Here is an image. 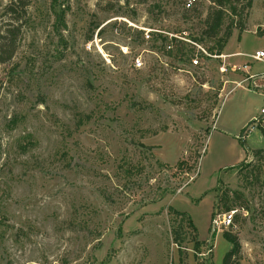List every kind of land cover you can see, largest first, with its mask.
I'll return each instance as SVG.
<instances>
[{"label":"rangeland","instance_id":"1","mask_svg":"<svg viewBox=\"0 0 264 264\" xmlns=\"http://www.w3.org/2000/svg\"><path fill=\"white\" fill-rule=\"evenodd\" d=\"M13 1L0 0V40L8 28L17 39L0 62V264H224L227 230L240 242L229 264H264V137L252 123L264 60L193 42V65L152 41H191L212 0L187 19L185 0H22L9 13ZM246 4L235 2L249 16L241 39L229 13V50L255 53L264 0ZM181 159L192 171H177ZM217 186L241 196L233 227L228 213L211 219Z\"/></svg>","mask_w":264,"mask_h":264},{"label":"trees","instance_id":"2","mask_svg":"<svg viewBox=\"0 0 264 264\" xmlns=\"http://www.w3.org/2000/svg\"><path fill=\"white\" fill-rule=\"evenodd\" d=\"M239 0H212L214 6L209 9L206 14V17L200 21V24L203 27L200 28V31L197 34H190L191 41H188L184 36H169L168 34H164L160 31H154L153 40L158 41L161 40V48L165 50V52L169 56H173L178 62L183 63H192V58L197 52V48L193 42L197 44L203 43L207 45V52L211 55H222L225 51V48L233 35L234 30V19H231L229 23H227V19L229 17V13L232 15H239V21L237 22V27L240 29V36L241 33L246 29V21L243 20L244 11L239 9L235 2ZM14 2V3H13ZM8 5L7 9L9 13H14L15 10L13 8V4L20 3L22 0H16ZM16 2V3H15ZM25 4L24 2H22ZM253 0H247V4L245 6L252 7ZM185 10V9H184ZM196 9L192 10H185L186 13L184 14L185 19H187V12H193ZM188 38V37H187ZM16 33L14 29L8 28L1 36L0 40V62L6 63L10 61L16 51ZM211 43V44H210ZM210 44V45H209ZM6 53V56L4 55ZM1 88V87H0ZM254 120L252 123H255ZM251 123V124H252ZM250 127V126H249ZM247 127L244 131L248 130ZM261 133L264 137V128L263 126L260 127ZM245 136V134H243ZM242 135V136H243ZM246 137V136H245ZM245 139V138H244ZM245 144V141L243 142ZM249 149V148H248ZM262 150H258L257 153H260ZM175 168L178 172L182 174L189 173L192 171L193 166L190 164L189 160L181 159L179 160ZM127 171L129 169H126ZM133 171V170H132ZM130 174V172H129ZM261 172L257 173L256 171L252 170L248 172L247 176L244 177L245 181H248L250 185H253L255 182L260 181ZM264 181L261 182V184ZM216 197L213 204V209L211 213V219H213L217 214L222 213H231L234 211L232 220H231V227H233L236 222L239 221L240 214L238 213L237 208V199L239 196L237 191L232 190H225L222 191L219 189V186L215 188ZM241 208L250 215L252 208L251 206H241ZM183 215H185L183 213ZM192 220V219H191ZM194 224V223H193ZM225 239L232 245L230 250L226 253L223 263L229 264L230 260L236 253H238L240 249V242L239 238L236 234H233L231 230H227L224 232ZM198 244H195V248L198 247Z\"/></svg>","mask_w":264,"mask_h":264},{"label":"built area","instance_id":"3","mask_svg":"<svg viewBox=\"0 0 264 264\" xmlns=\"http://www.w3.org/2000/svg\"><path fill=\"white\" fill-rule=\"evenodd\" d=\"M199 3H200V0H185L183 2V8L185 10L196 9L197 6L199 5ZM146 36L147 37H150V34L147 33ZM199 47H200V45H199ZM200 49H202V51H204V53H206L207 55L213 56V55L209 54L206 49H204L202 47ZM199 52H200V50H199ZM251 57L254 58L255 60H259V61L260 60H264V50H258L255 54L251 55ZM200 63L201 62H200V60L198 58V55L196 53L194 55V57L192 58V64L193 65H199ZM243 67L246 69L248 66L247 65H244ZM256 75L258 76V74H250L249 76H250V78H255ZM260 76L264 77V74H262ZM255 120H256V126L258 125L257 124L258 122H262V124H260V125L261 126H264V106L262 107L260 114L257 115V117L255 118ZM242 138H245V136L243 135ZM233 214H234V211H232L231 213L228 214L229 215L228 216L229 217L228 218V224L229 225L231 224V220H232Z\"/></svg>","mask_w":264,"mask_h":264},{"label":"crops","instance_id":"4","mask_svg":"<svg viewBox=\"0 0 264 264\" xmlns=\"http://www.w3.org/2000/svg\"><path fill=\"white\" fill-rule=\"evenodd\" d=\"M254 2H255V0H253V3H252V6L254 5ZM252 8V7H251ZM250 15V14H249ZM260 24V28H261V30L264 32V30L262 29V28H264V23H259ZM249 27H250V23H249V16L247 17V19H246V29L245 30H249ZM234 34L235 33H233V35L232 36H234ZM240 39H241V36H240ZM239 39V40H240ZM258 50H264V49H262V48H258L256 51H255V53L258 51ZM255 53H247V52H245V51H243L242 49H239V48H237V49H235V50H229V42H228V44H227V46H226V48H225V51H224V53L223 54H225V56L229 59V60H236V61H238V58L239 57H241V56H251V55H253V54H255ZM238 62H240V61H238ZM241 63V62H240ZM242 64H243V66L244 65H247L248 67L246 68V72L248 73V74H260V73H253L252 72V67H251V65H250V62L248 63V62H242ZM254 117H257V115L256 116H254Z\"/></svg>","mask_w":264,"mask_h":264},{"label":"water","instance_id":"5","mask_svg":"<svg viewBox=\"0 0 264 264\" xmlns=\"http://www.w3.org/2000/svg\"><path fill=\"white\" fill-rule=\"evenodd\" d=\"M216 228H217L216 222H213L212 228H211V233H210L211 237L215 234Z\"/></svg>","mask_w":264,"mask_h":264}]
</instances>
